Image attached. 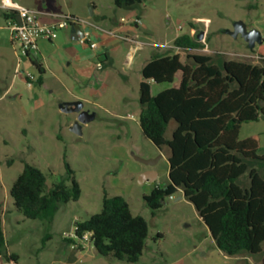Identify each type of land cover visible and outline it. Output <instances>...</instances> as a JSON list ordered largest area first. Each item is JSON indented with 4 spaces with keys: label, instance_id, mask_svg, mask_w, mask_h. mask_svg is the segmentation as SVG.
Masks as SVG:
<instances>
[{
    "label": "rangeland",
    "instance_id": "rangeland-1",
    "mask_svg": "<svg viewBox=\"0 0 264 264\" xmlns=\"http://www.w3.org/2000/svg\"><path fill=\"white\" fill-rule=\"evenodd\" d=\"M24 1L28 7L42 6L45 2L57 12L70 9L84 16L94 3L107 19L95 15L90 20L103 27H116L121 17L127 25L133 24L139 17L141 24L136 30L139 40L154 45L138 49L128 63V45L113 36L118 46L111 51L110 61L96 64L89 73L79 72L77 67L73 70L67 66L71 56L78 53L79 43L63 37L60 30L52 43L44 39L37 42L38 59L46 67L45 86L35 84L29 89L22 84L21 101L10 96L0 100V202L6 251L18 255L17 264H256L260 254L222 253L194 205L182 192L167 197L155 215L146 205L143 196L155 185H164L169 180V149H159L141 130L139 85L143 80L141 69L155 50L172 48L174 39L185 34L196 38L202 33L203 37L198 39L201 47L197 49L173 48L182 62L187 54L222 53L227 59L257 64L254 50L259 45L250 50L241 35L235 38L225 31L233 30L234 22L242 20L248 29L257 28L264 37V0H145L121 8L114 0ZM13 43L21 54L18 43ZM11 51L10 32L4 26L0 28V79L10 80L14 74L8 58ZM21 58L26 59L22 55ZM26 62L38 75L36 68ZM84 75L86 78L80 81ZM180 76L178 72L173 83L151 82V94L177 86ZM5 83L4 79L0 80V87ZM75 95L80 97L76 100L83 103V110L95 114V119L82 124L81 135L70 130L77 114L60 110L61 101H75L72 100ZM175 126L174 121L169 123L166 138L171 137ZM246 138H255L259 153H264L263 119L242 123L239 140ZM136 156L156 163L146 165ZM65 159L81 188L79 200L60 204L50 220L25 218L10 196V188L23 170L24 162L41 169L49 190L63 180L71 185ZM149 171L156 173L155 179L140 182V176ZM105 194L123 196L132 214L142 216L148 224L146 245L137 262L102 256L89 240L80 246L67 241L75 239L77 222L101 211ZM238 256L249 259L237 260ZM0 264L9 263L0 256Z\"/></svg>",
    "mask_w": 264,
    "mask_h": 264
},
{
    "label": "trees",
    "instance_id": "trees-1",
    "mask_svg": "<svg viewBox=\"0 0 264 264\" xmlns=\"http://www.w3.org/2000/svg\"><path fill=\"white\" fill-rule=\"evenodd\" d=\"M144 1L114 0V4L121 8ZM174 46L187 51L201 47V42L185 34L174 39ZM254 51L257 64L227 59L222 53L187 54L182 62L173 48L155 52L141 69L139 125L154 145L169 149L168 182L143 196L152 214L167 197L182 192L222 253L260 254L264 264V153H259L255 138L239 140L242 123L264 120V39ZM28 59L41 85L44 68ZM178 72V86L151 94V82L173 83ZM171 121L176 126L166 138ZM64 165L71 185L63 180L47 190L41 169L24 162L10 196L25 218L50 220L60 204L79 200L81 188L74 171L66 159ZM148 232L146 220L132 214L123 196L105 194L101 211L77 222L76 240L67 241L80 246L79 240L89 233L98 254L134 263L142 255ZM0 256L9 264L18 263V255L6 251L1 202Z\"/></svg>",
    "mask_w": 264,
    "mask_h": 264
},
{
    "label": "crops",
    "instance_id": "crops-1",
    "mask_svg": "<svg viewBox=\"0 0 264 264\" xmlns=\"http://www.w3.org/2000/svg\"><path fill=\"white\" fill-rule=\"evenodd\" d=\"M15 1L18 2L21 6L42 12L43 13L41 16L42 20L46 23H49V24L54 23L56 21V16H60V15H72V16H75L78 18L88 19L89 21H91L90 18H93L95 15L99 16L101 19H104V20L107 19L106 15L97 11V7L94 5V3H92L93 6L91 7L93 14L91 15L89 12V13H87L86 16H84L82 14L81 15L74 14L70 9H63L62 12L61 11L57 12V10L55 8H53L52 6H48L47 4H45V2H43L42 6L36 7L34 5L35 7H28L25 5L26 2L24 0H15ZM1 18L3 19V22L0 23V28H3L4 26H6L8 28L4 12L0 9V19ZM137 18L140 19L139 17H137ZM122 19H124V18L121 17L117 26L116 27L114 26V28L113 27L111 28V27L99 26V25L94 24V22L91 21L95 25V28L85 26V25H75L73 27L62 29L61 31L64 32L63 37L69 39L70 41H72L74 43H79V45L77 44L79 51L77 54H74L71 56L70 62L67 64L68 68H72L74 70L75 67H77V69H76L77 71L81 72L83 70H87V72L89 73V69L94 67L96 64L99 65L101 62L105 63V62L110 61L111 51L114 48H116L118 45L116 44L114 38H112L113 36H109V35L105 34L104 32L101 31V29L113 30V31H116L122 35L129 37L132 40L133 39L139 40V35L136 31L137 28L139 27V25L135 21L133 24L130 23L129 25H127L126 23L122 22ZM125 22H126V20H125ZM9 32H10V29H9ZM86 33L90 35L91 40L97 42V44H98L97 48L91 49L89 46V43L81 44L79 42L80 39H82ZM10 41H11V45H12V51L9 54L8 58L10 60L14 74L10 78V80L8 77L6 79L4 77H1L0 80L4 79L6 83L0 87V100H3V99H5V97L10 96L14 99H18L19 101H21V97H22V93H21L22 91L21 90L23 88L22 84L26 85V87H28L29 89H33L35 84H37V83L32 84V86H28L26 78H25V73L26 72H32L28 68L29 66H28V63L26 62L27 60L29 61V59L27 57H25L26 59L24 60V58H21V54H18V51L14 47V43L11 40V33H10ZM53 41H48V42L52 43ZM123 41H124V43H126L128 45L127 58H128V63H130V61L133 59L134 53H136V51L138 50L137 44L132 42V41H129V40H123ZM160 50L161 49H157V50H155V52L160 51ZM39 54H40V51H39L38 55ZM38 55H37L35 61L37 63L41 64L42 67L44 68V75L42 77V84L41 85L37 84V85L40 87H43V86H45L44 76L46 74V67L39 61ZM2 59L4 62L5 59L3 56H2ZM29 63H30V61H29ZM18 77H20V78H18ZM59 77L60 76L57 75L58 79H59ZM85 78L86 77L84 75V77L83 78L80 77L79 80L83 81ZM52 92H54V90H52ZM74 98L75 99H72V100L79 99L80 97L75 95ZM62 102H65V101H61V103ZM236 259L242 260V261L243 260L248 261L249 257L248 256H238V257H236ZM256 264H260V259H258L256 261Z\"/></svg>",
    "mask_w": 264,
    "mask_h": 264
},
{
    "label": "built area",
    "instance_id": "built-area-1",
    "mask_svg": "<svg viewBox=\"0 0 264 264\" xmlns=\"http://www.w3.org/2000/svg\"><path fill=\"white\" fill-rule=\"evenodd\" d=\"M0 9L4 14L10 15L6 18V23L11 33V40L17 42L20 47V53L22 56L35 60L38 53V40L45 39L47 41H53L57 38V32L59 30L73 27L75 25H85L95 28V25L88 19L78 18L72 15H60L56 16V21L52 24L46 23L42 20V12L32 10L21 6L15 0H0ZM123 20V19H122ZM135 22L140 25L141 20L135 19ZM181 29V27H178ZM102 32L109 36H116L122 40H129L137 44V48L141 49L146 45H154L142 40L130 39L129 37L122 35L113 30H104ZM81 44L89 43L91 49L98 47L96 41L90 39L89 34L79 41ZM172 48H176L173 46ZM25 78L28 86L37 82L38 75L32 72H26ZM173 196H170L172 198ZM89 240V233H86L79 243L82 245L85 241Z\"/></svg>",
    "mask_w": 264,
    "mask_h": 264
},
{
    "label": "water",
    "instance_id": "water-1",
    "mask_svg": "<svg viewBox=\"0 0 264 264\" xmlns=\"http://www.w3.org/2000/svg\"><path fill=\"white\" fill-rule=\"evenodd\" d=\"M90 14L91 15L93 14L92 8L90 9ZM225 32L235 38L238 35H241L245 40V42L247 43L248 48L250 50H253L256 45H260L264 39L262 32L260 30H258L257 28L248 29L247 25L242 20L235 21L233 25V30H226ZM202 37H203L202 33H200L197 36L199 40H201ZM60 110L65 113L72 112L77 114V118L74 121V123L70 126V130L79 135L82 134V130H81L82 124H85L95 119L94 113H90L86 110H83V103L80 100L62 102L60 104ZM135 158L146 165H154L156 163V160L143 159L138 156H136ZM155 177H156V173L153 171H149L143 173L140 176L139 181L140 182L153 181Z\"/></svg>",
    "mask_w": 264,
    "mask_h": 264
}]
</instances>
